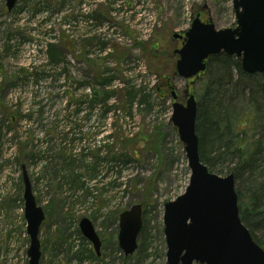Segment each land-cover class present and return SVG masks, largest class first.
Returning a JSON list of instances; mask_svg holds the SVG:
<instances>
[{
    "label": "rangeland",
    "instance_id": "obj_1",
    "mask_svg": "<svg viewBox=\"0 0 264 264\" xmlns=\"http://www.w3.org/2000/svg\"><path fill=\"white\" fill-rule=\"evenodd\" d=\"M234 1L17 0L9 12L0 0V264H29L23 166L46 213L40 264H167L165 205L184 195L191 173L171 122L174 100L154 88L167 82L186 103L174 34L197 16L235 28ZM211 75L193 84L196 98L214 88ZM259 174L236 181L247 202ZM138 205V248L126 256L120 216ZM86 218L99 256L80 231ZM255 232L264 242V228Z\"/></svg>",
    "mask_w": 264,
    "mask_h": 264
},
{
    "label": "water",
    "instance_id": "obj_2",
    "mask_svg": "<svg viewBox=\"0 0 264 264\" xmlns=\"http://www.w3.org/2000/svg\"><path fill=\"white\" fill-rule=\"evenodd\" d=\"M16 2L6 0L9 12ZM233 7L235 28L218 30L197 16L187 32L174 34V39L183 41L182 48L175 51L176 75L188 84L185 104L178 103V95L172 91V124L184 145L191 177L184 195L165 205L167 264H264V249L240 218L235 175L218 176L201 162L196 133L198 107L190 93L194 81L207 71L208 61L222 54L239 59L246 74L264 75V0H235ZM23 182L29 264H40L39 236L46 214L33 195L25 167ZM141 229L142 206L120 216L119 247L126 256L136 252ZM80 231L99 256L102 242L89 219L81 220Z\"/></svg>",
    "mask_w": 264,
    "mask_h": 264
},
{
    "label": "trees",
    "instance_id": "obj_3",
    "mask_svg": "<svg viewBox=\"0 0 264 264\" xmlns=\"http://www.w3.org/2000/svg\"><path fill=\"white\" fill-rule=\"evenodd\" d=\"M155 47L152 46V49ZM52 50L51 54L55 57ZM233 72L238 76L235 84H232ZM205 74H212L214 88L209 86L197 96L196 133L201 162L210 172L226 161L234 163V169L230 168L228 174L233 173L236 181L242 173H252V176L253 173H260L259 178L263 180L253 187L249 202L243 193H237L240 218L256 243L264 249L263 240L255 232L264 228V171L260 166L264 164V75L246 74L239 59L224 54L208 61ZM165 83L164 90L161 86L154 88L162 100L171 96V85ZM230 85L235 88L231 93L224 89L225 86L229 89ZM219 88L222 93L217 94Z\"/></svg>",
    "mask_w": 264,
    "mask_h": 264
},
{
    "label": "flooded vegetation",
    "instance_id": "obj_4",
    "mask_svg": "<svg viewBox=\"0 0 264 264\" xmlns=\"http://www.w3.org/2000/svg\"><path fill=\"white\" fill-rule=\"evenodd\" d=\"M197 114H198V112H197Z\"/></svg>",
    "mask_w": 264,
    "mask_h": 264
}]
</instances>
